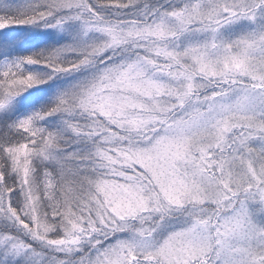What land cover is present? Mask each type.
I'll use <instances>...</instances> for the list:
<instances>
[{
    "label": "snow or ice",
    "instance_id": "snow-or-ice-1",
    "mask_svg": "<svg viewBox=\"0 0 264 264\" xmlns=\"http://www.w3.org/2000/svg\"><path fill=\"white\" fill-rule=\"evenodd\" d=\"M258 217L264 0H0V264H264Z\"/></svg>",
    "mask_w": 264,
    "mask_h": 264
},
{
    "label": "trees",
    "instance_id": "trees-1",
    "mask_svg": "<svg viewBox=\"0 0 264 264\" xmlns=\"http://www.w3.org/2000/svg\"><path fill=\"white\" fill-rule=\"evenodd\" d=\"M35 33H37L36 40H35V48L33 50L39 51L40 48L45 46V43L51 42L50 37L47 35H44L43 33L45 32H50V30H44V29H34L33 30ZM87 73H76L75 75L72 76H66L62 79L59 80V85L60 86H66L74 83L78 79H82L84 76H86ZM40 87L47 88L48 85H41Z\"/></svg>",
    "mask_w": 264,
    "mask_h": 264
},
{
    "label": "rangeland",
    "instance_id": "rangeland-1",
    "mask_svg": "<svg viewBox=\"0 0 264 264\" xmlns=\"http://www.w3.org/2000/svg\"><path fill=\"white\" fill-rule=\"evenodd\" d=\"M237 31H239V29H237ZM50 32H51V30H50ZM48 37H50V38H48V39H50V40H51V39H54V37H51V36H48ZM63 39H64L63 37L60 38L61 42H63ZM76 81H77V80H76ZM76 81H75V82H76ZM75 82H74V83H75ZM257 219L259 220V219H264V218H259V217H258ZM146 223H150V221H146Z\"/></svg>",
    "mask_w": 264,
    "mask_h": 264
}]
</instances>
